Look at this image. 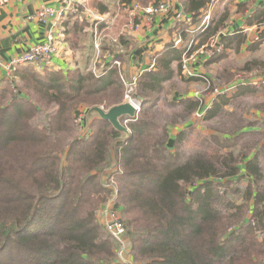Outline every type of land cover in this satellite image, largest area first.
<instances>
[{
	"label": "trees",
	"instance_id": "obj_1",
	"mask_svg": "<svg viewBox=\"0 0 264 264\" xmlns=\"http://www.w3.org/2000/svg\"><path fill=\"white\" fill-rule=\"evenodd\" d=\"M88 1L100 14L109 13L104 0ZM178 2L188 24L196 25L210 0ZM258 8L264 12V4ZM89 21L83 8L70 13L62 25L66 42L77 47ZM220 25L207 29L190 52L214 37L222 45ZM184 30L176 26L175 33ZM125 41L128 48L132 43ZM102 50L122 62L130 51ZM183 53L173 48L137 76L134 96L142 105L127 124L126 140L101 118L81 134L86 110L125 101L128 89L118 69L96 75L85 67L39 72L23 65L12 71L14 78L0 86V264H112L116 246L100 211L115 191L135 264H264V190L255 144L215 161L198 152L181 162L183 134L174 138L173 145L180 144L173 150L168 145L157 102L164 83L183 71ZM258 86L242 85L239 92L264 90V83ZM197 107L203 104L188 100L184 109ZM111 175L115 188L107 184Z\"/></svg>",
	"mask_w": 264,
	"mask_h": 264
},
{
	"label": "crops",
	"instance_id": "obj_2",
	"mask_svg": "<svg viewBox=\"0 0 264 264\" xmlns=\"http://www.w3.org/2000/svg\"><path fill=\"white\" fill-rule=\"evenodd\" d=\"M79 1L84 4L87 3L86 0ZM170 3L171 7L169 11L156 16L151 27L140 29V31H136L131 34V37L135 41L134 47L126 55L125 61L119 68L121 72H124L127 75V77H133L134 75L138 76L144 71L151 70L155 67L157 60L165 53H167V51L173 48L181 49L180 46H182L183 43L178 46V43H175L177 38H180L181 36L186 37L189 35L188 33L193 30L195 32H200L199 36H197L196 38V42L200 41L207 34V29H211L213 27L212 25L218 22H220L222 25L220 35L223 39V50L215 52L213 56L210 57L211 60H206L204 57L201 58V61L194 65L195 72L205 73L201 70V67L209 65L210 69L212 70L208 71L212 73V75H216L217 79L220 80L221 75H226L227 77L229 76L230 71L235 68V64L238 61L234 62L233 59L237 57L245 58L246 60L243 61V64L251 60H260V58H256V56H253V53H256V55L259 51L261 53H264V41L261 38V36H263L264 39V23H256L258 18L264 17V12L260 14V9L258 8L262 6V4H264V0H210L209 6L205 11L202 20L199 24L196 25L188 24L190 18L181 7L178 0H170ZM44 4L60 7L62 6L63 1H11L5 6L0 7V59L2 62V64H0V86H2L6 81H11L14 78L12 75V71L14 69L8 70L7 64L16 56L23 54L34 44L42 42L46 39L51 29L52 22H43L35 16L38 8ZM180 25H183L185 30L179 34H176L175 28L176 26L179 27ZM59 38L61 42L58 45V53L53 56L51 62L47 65V67L39 69L34 66L39 72H44L46 69H61L63 71H68L74 70L77 67H81L79 58L75 56L74 51L65 40L63 27L62 31L60 32ZM258 38H260V42L259 44H255V40H258ZM261 40L263 42H261ZM108 59L111 60V58ZM108 59L105 60V63L109 62ZM209 60L210 62H208ZM207 62L208 64L204 65ZM105 66H107V64ZM175 66L176 63L174 64V67ZM85 68L92 69L94 71V68H92V63H88ZM206 69H208V67H206ZM205 74L206 78L208 79L210 77H213L208 73ZM183 76H185L183 71L181 73L176 72L175 76L172 79L164 83V87H166V85L171 81L174 82V80L182 78ZM185 79L195 83L201 80L200 77ZM240 90L241 88L233 95L226 94L225 100L221 99L220 102H216V110H214L213 113L217 114L219 110H224L225 106H227V104L230 105V103H232L233 99H235L236 96L248 95L249 93L257 94V92L259 91L239 92ZM166 95L167 93L166 91H164V96ZM165 98L169 99V97ZM170 99V101L174 105L175 103L180 102L181 105L186 107L188 100L194 101L196 104L198 102L199 105L200 97L193 92H191L189 95H186L185 93L178 94L177 92H175L171 95ZM208 99L209 97L206 98V100ZM161 102H159V104ZM159 107L160 105L157 106V108ZM204 107H206V105L201 109H203ZM196 110L198 109L195 108L191 112L188 111L187 108H185L183 112H187L188 117L184 119L183 123H162L169 130L170 138L168 141V145L172 150L174 138L180 133V131L185 129L187 126H192L195 122H197L198 116L195 115ZM86 112L87 110L84 114L85 119L82 123L83 128H81V134L89 130V123L91 122V120L89 122L86 121ZM209 116H212L211 113H209ZM251 130L259 131V133L264 136V128L261 126L255 129L246 127L243 129L242 133L243 135H248L249 132H252ZM243 135H240L241 137H236L235 141H240L243 138ZM241 149H239L238 151H240ZM258 152H260L261 154V156L259 154L258 157L260 158L259 162H261V167L263 163L262 156H264V139H261L255 144V149L252 152L254 153L253 156ZM114 168L115 164L113 163L104 171V174L108 175L109 172ZM128 264H135L132 257L130 258V260L128 259Z\"/></svg>",
	"mask_w": 264,
	"mask_h": 264
},
{
	"label": "rangeland",
	"instance_id": "obj_3",
	"mask_svg": "<svg viewBox=\"0 0 264 264\" xmlns=\"http://www.w3.org/2000/svg\"><path fill=\"white\" fill-rule=\"evenodd\" d=\"M164 1L169 5L170 9V0H160L156 2L151 0L147 3L144 0H131L128 3H123L121 0H104L109 7V13L105 15L100 14L94 7H91L88 0H86L87 3L85 2L86 6L78 5L77 10L83 8L86 16L90 20L89 25L86 27V32L83 35V39L80 40L78 46L74 48V43L69 44L70 47L72 46L71 49L74 51L75 56L79 58L81 67H85L86 64L92 63V68H97V71L103 69L107 64L105 60L108 59L107 55L103 53V45L110 46L112 49L122 54H125V51L132 50L135 41L131 37V34L140 31V27L137 28V26L141 24L152 26L156 18L153 17L152 20L151 18H147L148 16L145 15V9L148 8L150 4ZM134 11L135 14H132ZM145 17L147 18L146 21H144ZM95 22L98 23V28L95 26ZM145 28H147V26H143L141 29ZM188 34V36H181L175 41V43H178V46L183 43L180 48L182 50L184 49L182 62L184 63L187 61L186 68L183 70L185 76L174 80V82L171 81L164 87L167 95L164 96L163 94L161 99L157 102V106L160 105V107L157 108V116L159 121L163 124L183 123L184 119L181 118V114L184 113V106L181 105L180 102L174 105L170 101L171 95L175 92L178 94L185 93L186 95L193 92L198 95L200 97V106L204 104L203 106L206 105V107L201 110L198 108V110L195 111V115L198 116L197 122L180 131L183 135L179 148V161H184L198 154V152L205 153L207 158L215 161L218 156L223 154L226 155L229 152H235L236 154L239 149L242 148V150H246L251 144H256L261 139H264V136H262L259 131L251 130L252 132H249L248 135H243L242 133L243 129L246 127L255 129L261 126L264 128V90H259L257 94L249 93L248 95L236 96L230 105L227 104L225 109H222L223 112L219 110L217 114L213 113L214 110H216V102H220L221 96H224V94L233 95L235 92H238L242 85L249 84L258 86L264 83V61H261L264 60V53L260 51L257 55L253 53V56L260 58V60H251L245 64H243V61L246 60L245 58L237 57L233 59L234 62L238 61L240 63L237 62L235 64V68L230 71L229 76L226 77V75H221L220 80H218L216 75H212V73L208 71L212 70L209 65L204 66L210 62V57L214 54V51H211L210 48L211 43L208 44L206 50L200 46L193 50L192 53H189L197 45L198 41L196 42V38L199 36L200 32L192 30ZM126 38L129 40V43H132L128 48L126 47L127 45L124 44V42H126L125 40H127ZM261 38L264 41L263 36H261ZM259 39L260 38L255 40V44H259ZM262 40L261 42H263ZM203 57L206 60L210 59L206 64L202 65L204 67H201L202 71L213 76L209 79L206 78L205 73L195 72L194 70V65L199 63L201 61L200 59ZM108 60L110 61V59ZM120 63L122 64L123 62L120 61ZM206 67H208V69H206ZM118 70L120 77L122 75L127 81L133 80L131 76L127 77L124 72H121L120 69ZM193 77H200L201 80L195 83L185 79ZM136 84L133 86V89H135ZM129 88L131 89V87ZM165 97H169V99ZM207 97H209L208 100H206ZM159 102L161 103L159 104ZM209 113H211V117ZM43 121L44 118L42 116L36 118V123L39 122V124H41ZM238 135H243V138L236 142L235 138ZM178 144H180V141H176L173 148ZM232 144L236 145L229 147ZM262 162L261 168L263 169L260 186L261 189L264 190V156H262ZM235 184L236 183L231 184V187L235 186ZM245 186L246 182L240 184L241 188H245ZM229 198L236 200L238 196L229 193ZM220 206L223 208L222 205ZM115 261L117 260H113L112 263Z\"/></svg>",
	"mask_w": 264,
	"mask_h": 264
},
{
	"label": "built area",
	"instance_id": "obj_4",
	"mask_svg": "<svg viewBox=\"0 0 264 264\" xmlns=\"http://www.w3.org/2000/svg\"><path fill=\"white\" fill-rule=\"evenodd\" d=\"M11 1L26 2L30 0H0V7L5 6ZM62 1L63 4L60 7L44 4L38 8L35 16L43 22L51 21L52 22L51 29L44 41L34 44L23 54L13 58L7 64L8 70H12L15 69L17 66H23V65H33L39 69H42L47 67V65L51 62L53 56L58 53V45L61 42L59 37H60V32L62 31L63 21L68 17L70 13H74L77 11L78 5L86 6L84 3L78 0H62ZM158 3L150 4V6L145 9V15L148 16L147 18H151L152 20L153 17H156L160 13L167 12L169 10V5L165 1L159 4ZM132 14H135V11ZM147 18L145 17L144 21H146ZM97 25L98 23L95 22V26L98 28ZM143 26H147V28H149L151 25L141 24L140 26H137V28L140 27L141 29ZM210 43H211L210 44L211 51H214V53L222 50L221 45L218 44V37L212 38ZM202 47L206 50L208 44L203 45ZM186 62L184 63L182 62L184 66V67L182 66L183 70L186 68ZM0 64H2L1 59H0ZM120 66L121 63L119 60L111 59L107 63V66L105 67L110 70L113 68L119 69ZM94 72L96 75L100 74L99 71H97L96 69H94ZM121 78L128 89L126 92L125 101L134 102L138 107H140V101L136 98V96H134V92H133L134 90L133 86L136 84L137 76L136 75L133 76L132 77L133 80L131 81H127L126 78L122 75ZM129 87H131V89ZM81 120L82 119L80 118V121ZM130 121L132 120L125 119L124 123L127 125L128 122ZM88 132L89 131L84 132L83 135L88 134ZM107 184L108 186L115 188L114 177H112V175L108 178ZM100 217H101L103 230L110 235L117 249L116 251L117 256L115 259L117 261H115L112 264H128V259L130 260L131 258L130 240L128 237V229L123 219L121 206L118 204L116 191L111 195L105 206L100 211Z\"/></svg>",
	"mask_w": 264,
	"mask_h": 264
},
{
	"label": "water",
	"instance_id": "obj_5",
	"mask_svg": "<svg viewBox=\"0 0 264 264\" xmlns=\"http://www.w3.org/2000/svg\"><path fill=\"white\" fill-rule=\"evenodd\" d=\"M136 98L140 101L141 107L142 99L138 96ZM140 107L131 101H124L108 109H105L103 106H93L86 112V121L89 122L93 118L107 120L112 127L120 133L119 139L126 140L130 137V130L124 123V120H135L140 112Z\"/></svg>",
	"mask_w": 264,
	"mask_h": 264
}]
</instances>
